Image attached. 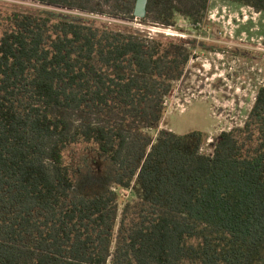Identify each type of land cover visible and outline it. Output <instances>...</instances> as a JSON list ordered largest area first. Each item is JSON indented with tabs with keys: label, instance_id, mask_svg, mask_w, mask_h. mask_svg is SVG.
<instances>
[{
	"label": "trees",
	"instance_id": "1",
	"mask_svg": "<svg viewBox=\"0 0 264 264\" xmlns=\"http://www.w3.org/2000/svg\"><path fill=\"white\" fill-rule=\"evenodd\" d=\"M19 1L194 28L210 0H148L141 19L136 0ZM235 2L264 13V0ZM156 38L64 13L0 14V264H252L261 252L264 80L243 127L202 153L206 134L159 130L189 52ZM78 146L114 167V190L77 193L66 153ZM136 175L147 200L116 233V189Z\"/></svg>",
	"mask_w": 264,
	"mask_h": 264
},
{
	"label": "rangeland",
	"instance_id": "2",
	"mask_svg": "<svg viewBox=\"0 0 264 264\" xmlns=\"http://www.w3.org/2000/svg\"><path fill=\"white\" fill-rule=\"evenodd\" d=\"M41 12L69 14L88 19L98 26L107 25L113 30L138 32L144 39L156 38L146 30L147 27L153 29L150 25L154 24L150 22L78 14L19 0H0V14L4 16L17 13L39 15ZM173 27L180 37L158 35L157 38L164 47L171 39L175 45L183 42L189 59L164 98L165 114L159 130L179 135L204 133L207 141L199 145V151L211 154L212 144L220 133L243 127L257 89L263 83L264 13H255L235 0H210L202 24L192 28L186 20L178 17ZM145 133L151 143L148 153L156 143L157 131L147 130ZM195 146V140L186 141L188 150ZM66 158L75 175L78 194L92 198L115 189L114 167L100 159L93 147L69 149ZM140 183L136 175L128 189H116L119 195L116 233L129 229L139 217L147 200ZM127 205L128 211L123 213ZM189 244L197 249L198 240H191ZM260 251L252 264H264V243Z\"/></svg>",
	"mask_w": 264,
	"mask_h": 264
},
{
	"label": "built area",
	"instance_id": "3",
	"mask_svg": "<svg viewBox=\"0 0 264 264\" xmlns=\"http://www.w3.org/2000/svg\"><path fill=\"white\" fill-rule=\"evenodd\" d=\"M153 26V29H150L151 27H147L146 30L149 32H151L154 36H158V35H163L165 37H180L181 35H179L177 32L175 33V29L173 26H167L165 27L164 25H158V24H154V25H150ZM148 38H153L148 37Z\"/></svg>",
	"mask_w": 264,
	"mask_h": 264
},
{
	"label": "water",
	"instance_id": "4",
	"mask_svg": "<svg viewBox=\"0 0 264 264\" xmlns=\"http://www.w3.org/2000/svg\"><path fill=\"white\" fill-rule=\"evenodd\" d=\"M148 0H136L135 8H134V17L136 18H144L146 14V6H147Z\"/></svg>",
	"mask_w": 264,
	"mask_h": 264
}]
</instances>
